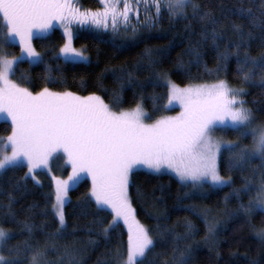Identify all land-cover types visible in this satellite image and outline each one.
I'll list each match as a JSON object with an SVG mask.
<instances>
[{
	"label": "trees",
	"instance_id": "obj_1",
	"mask_svg": "<svg viewBox=\"0 0 264 264\" xmlns=\"http://www.w3.org/2000/svg\"><path fill=\"white\" fill-rule=\"evenodd\" d=\"M19 4L16 0L13 6L19 7L23 24L36 20L37 10ZM78 5L81 13L102 8L100 0H79ZM146 16L131 23L136 29L125 37L89 28L77 32L73 45L88 62L64 61L59 53L65 35L53 28L32 41L40 61H20L10 78L32 97L44 92L98 96L117 113L142 106L147 122L139 132L148 134L149 141L163 126L160 120L180 111L168 107V83L183 88L225 82L242 88L254 122L264 125V0H189L182 8L160 0L158 9ZM7 29L0 16V60L20 54ZM49 111L48 118L65 128L59 129L61 134L124 148L142 144L121 138L104 111ZM214 132L230 144L221 150L218 163L228 185L186 184L145 170L130 174L129 200L152 240L136 264H264V149L257 154L247 127ZM11 134V123L1 119L0 156ZM105 159L96 166L110 177L114 167ZM66 161L56 157L32 174L25 165L0 173V228L10 232L2 264H125L127 230L91 196L87 165ZM59 187L66 188L63 224L54 208Z\"/></svg>",
	"mask_w": 264,
	"mask_h": 264
},
{
	"label": "rangeland",
	"instance_id": "obj_2",
	"mask_svg": "<svg viewBox=\"0 0 264 264\" xmlns=\"http://www.w3.org/2000/svg\"><path fill=\"white\" fill-rule=\"evenodd\" d=\"M15 1L0 0V16L5 17L8 24V39L20 47L19 56L0 60V120H8L12 125V134L2 144L0 173L11 166L25 165L32 174L33 169L49 165L56 157H64L70 166L75 161L83 162L87 165L86 178L91 182V196L98 206L111 210L114 222L122 223L127 230L129 252L125 264H136L152 245L129 200L128 184L133 171L170 174L186 184L208 183L216 188L228 185L230 181L219 175L218 163L221 150L230 144L215 135L216 128L247 127L255 138L257 154L262 153L264 125L254 122L252 111L242 101L244 90L225 82L183 88L168 83V107L180 111L177 116L160 120L163 126L156 128V135L150 141L148 134L139 132L147 122V113L142 106L117 113L98 96L84 98L71 93L53 95L44 92L32 97L12 82L10 76L16 64L24 60L33 64L40 61L33 47L34 38L59 28L65 35L60 57L73 63L88 62V56L73 45L77 32L89 28L115 36H128L130 29H136L131 23H138L140 18L146 19V15L155 12L160 0H100L102 8L90 26L78 16L79 0H38L40 8L44 6L46 9L44 16L50 14L51 17L41 20L38 16L29 25L23 24L18 17L20 9L13 6ZM163 1L167 6L182 8L189 0ZM67 109L92 114L104 111L115 122L121 138L142 144L124 148L120 143L101 144L61 134L59 129L64 127L53 123L47 111L61 115ZM113 147L118 149L110 152ZM106 150L110 153L108 156H104ZM103 157L112 162L110 167H114L110 177L105 176V171L101 173L102 167L96 166ZM65 189H57L54 207L62 224ZM260 208L264 211V191ZM9 235V231L0 228V264L3 263L1 250Z\"/></svg>",
	"mask_w": 264,
	"mask_h": 264
},
{
	"label": "flooded vegetation",
	"instance_id": "obj_3",
	"mask_svg": "<svg viewBox=\"0 0 264 264\" xmlns=\"http://www.w3.org/2000/svg\"><path fill=\"white\" fill-rule=\"evenodd\" d=\"M17 2L20 3L19 5H25V7L27 5L34 12H35L36 9H38L39 19H41V20L42 19L44 20V18L47 20V19H49L51 17L50 14H48L47 16H44V13L46 12V9L45 8L43 9L44 6L42 8H40V6H39L40 4H39L38 0H17ZM75 11H77V10H75ZM77 12L79 13L78 16L83 19V22L86 23L89 26L91 25V21L94 18H96L97 14H98V12H96V13H83V12L81 13L80 11H77ZM88 19H89V21H88Z\"/></svg>",
	"mask_w": 264,
	"mask_h": 264
}]
</instances>
